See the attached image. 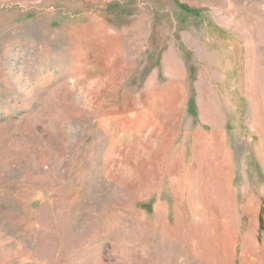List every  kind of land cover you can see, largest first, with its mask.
<instances>
[{
  "label": "rangeland",
  "instance_id": "1",
  "mask_svg": "<svg viewBox=\"0 0 264 264\" xmlns=\"http://www.w3.org/2000/svg\"><path fill=\"white\" fill-rule=\"evenodd\" d=\"M0 264H264V0H0Z\"/></svg>",
  "mask_w": 264,
  "mask_h": 264
}]
</instances>
